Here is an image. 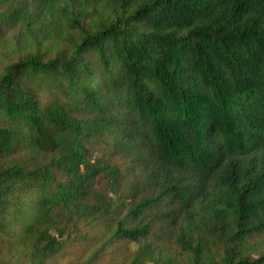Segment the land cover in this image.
I'll list each match as a JSON object with an SVG mask.
<instances>
[{
  "label": "trees",
  "instance_id": "1",
  "mask_svg": "<svg viewBox=\"0 0 264 264\" xmlns=\"http://www.w3.org/2000/svg\"><path fill=\"white\" fill-rule=\"evenodd\" d=\"M102 261L264 264V0H0V264Z\"/></svg>",
  "mask_w": 264,
  "mask_h": 264
},
{
  "label": "rangeland",
  "instance_id": "2",
  "mask_svg": "<svg viewBox=\"0 0 264 264\" xmlns=\"http://www.w3.org/2000/svg\"><path fill=\"white\" fill-rule=\"evenodd\" d=\"M116 259H118V260H119L120 258L117 256V257H116ZM101 264H104V262L102 261V262H101Z\"/></svg>",
  "mask_w": 264,
  "mask_h": 264
}]
</instances>
